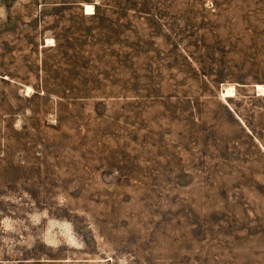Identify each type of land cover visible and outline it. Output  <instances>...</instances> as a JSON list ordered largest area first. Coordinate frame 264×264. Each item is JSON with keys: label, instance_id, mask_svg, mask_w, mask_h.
Masks as SVG:
<instances>
[{"label": "rangeland", "instance_id": "1", "mask_svg": "<svg viewBox=\"0 0 264 264\" xmlns=\"http://www.w3.org/2000/svg\"><path fill=\"white\" fill-rule=\"evenodd\" d=\"M255 85L264 0H0V264H264Z\"/></svg>", "mask_w": 264, "mask_h": 264}, {"label": "bare ground", "instance_id": "2", "mask_svg": "<svg viewBox=\"0 0 264 264\" xmlns=\"http://www.w3.org/2000/svg\"><path fill=\"white\" fill-rule=\"evenodd\" d=\"M91 9V10H89ZM84 14L85 15H93V7L91 5H85L84 6ZM255 91L259 94L264 96V86L261 85H255ZM235 90L232 87L225 88L221 92V96L223 98H231L234 96ZM27 93H30V90H27Z\"/></svg>", "mask_w": 264, "mask_h": 264}, {"label": "snow or ice", "instance_id": "3", "mask_svg": "<svg viewBox=\"0 0 264 264\" xmlns=\"http://www.w3.org/2000/svg\"><path fill=\"white\" fill-rule=\"evenodd\" d=\"M89 10H91V9H89Z\"/></svg>", "mask_w": 264, "mask_h": 264}]
</instances>
